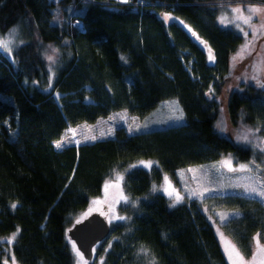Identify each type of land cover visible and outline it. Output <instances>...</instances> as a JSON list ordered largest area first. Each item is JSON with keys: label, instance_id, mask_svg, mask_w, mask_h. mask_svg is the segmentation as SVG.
<instances>
[{"label": "trees", "instance_id": "16d2710c", "mask_svg": "<svg viewBox=\"0 0 264 264\" xmlns=\"http://www.w3.org/2000/svg\"><path fill=\"white\" fill-rule=\"evenodd\" d=\"M129 1L0 0V33L19 26L23 38L12 57L0 48V238L16 234L8 245L20 264H76L68 230L115 173L123 174L128 199L116 212L125 219L109 222L91 264L96 255L102 264H229L207 214L214 209L239 211L221 226L245 257L257 233L264 242V203L234 181L251 174L264 182V152L215 128L230 57L243 42L219 24L218 5L264 2ZM48 43L58 48L52 81ZM170 98L183 109L181 124L137 133L119 127L112 137L61 149L52 143L70 125L118 110L144 117ZM228 114L233 126L264 137V88L240 83ZM227 153L248 167L224 166ZM142 159L156 164L135 165ZM189 165L206 169L216 193L172 203L157 186ZM2 257L3 250L0 264Z\"/></svg>", "mask_w": 264, "mask_h": 264}, {"label": "rangeland", "instance_id": "374dc122", "mask_svg": "<svg viewBox=\"0 0 264 264\" xmlns=\"http://www.w3.org/2000/svg\"><path fill=\"white\" fill-rule=\"evenodd\" d=\"M119 1L130 2L129 0ZM261 1L264 2V0ZM250 7L264 8V3L237 2L218 5L219 24L240 33L243 36V42L230 57L229 74L223 86L222 92L218 97L220 101V110L218 119L215 123V128L221 134L234 141L264 152V137L258 132V129L244 125L235 127L231 124L228 114L229 96L233 90L238 88L240 83L250 82L264 88V28H261V25L264 24V12L260 13L258 18L255 16L253 17L251 26L244 24L242 21L234 20V18L240 13L234 12L233 9L241 8L244 10V15H249L250 13L248 12V8ZM58 8L59 7H57L54 14V21L59 22L61 13ZM162 16L166 19V21L173 19V17L168 13H164ZM221 18L226 19L222 22ZM186 27L189 28L193 37L200 42L201 39H199L198 35H196L190 27ZM245 33H247V35H245ZM20 35L19 26L12 27L4 34L0 33V42H3L0 44V48L10 57L13 56V51L16 45L23 41V38ZM209 49L211 48L207 46L208 59L210 62H213V60L210 59ZM44 54L51 70L49 81H52L57 65L58 48L53 44L48 43L44 46ZM211 54L214 55L212 49ZM49 57H52V59L50 60ZM54 96L58 99L60 93L55 92ZM183 122L184 112L179 101L176 98H170L161 101L155 109L144 117L132 115L126 110H118L111 112L106 117H100L94 122H80L75 125H70L61 133L59 138L54 139L52 143L55 148L61 149L68 145H79L85 142H92L112 137L115 134V130L119 127H123L128 133H137L140 131L166 128ZM244 136H247L248 139H243ZM93 137H95V139H93ZM60 141H63L62 145L57 146ZM142 161L145 163H141ZM221 161L224 166L229 168L239 169L241 168V165H248V162L246 161L236 163L231 153L223 154ZM146 162H151V166H147ZM155 164L156 162L154 160L142 159L135 165L151 168ZM118 176L122 177L123 180L122 173H115L107 179L103 185L101 194L94 198L85 211L77 215V219H82L90 213L97 211L105 215L109 222L117 220L115 217L119 215L116 212V205L119 202L124 201L120 199L121 193L123 196H126L122 188V180H118ZM176 177L177 181H174L168 174H165L162 183L157 186V189L161 190V192L168 196L172 203H179L176 200V193L183 198L180 202H182L185 198L197 197L198 199H203L206 196L216 193L215 188L218 182L206 177V169L204 167L189 165L187 167L180 168L176 171ZM234 181L236 184L243 187L246 195L256 197L264 203V197L258 195L259 191H264V182L261 178L251 174H241L237 176ZM106 184L108 185L107 188L105 187ZM249 189H257V192H251ZM169 192H172L173 195L170 196L168 194ZM238 213L239 211L234 209H214L212 213L207 210L208 217L214 226L221 249L229 264L230 261L227 253L225 252L226 240L231 241L238 249L239 247L234 240L225 233L221 225ZM222 216L225 218L222 219ZM10 237L12 236L0 238V252L3 250L2 258L4 261L7 259V264H13V254L8 245L12 242L9 239ZM260 243L264 244V242L261 241ZM73 244H75V242L71 240V248L74 251L75 263L91 264V259L89 260L85 258L80 250L79 252L82 253L83 259L77 255ZM75 248L78 249L76 244ZM256 251L257 244L254 240L252 255L250 257H245L242 253L241 254L243 255L245 261H251ZM94 252H96V247L94 248ZM102 259V256L100 257L96 255L93 261H95V264H102ZM259 259L260 257L258 256L257 262ZM15 264L20 263L15 259Z\"/></svg>", "mask_w": 264, "mask_h": 264}, {"label": "snow or ice", "instance_id": "6c2138e0", "mask_svg": "<svg viewBox=\"0 0 264 264\" xmlns=\"http://www.w3.org/2000/svg\"><path fill=\"white\" fill-rule=\"evenodd\" d=\"M234 12L236 13H240L239 15H237L234 20H239V21H242L244 24H247V25H250L252 24V20H253V17H259L260 13L264 12V8H258V7H250L248 8V12L250 13L249 15H244L243 12L244 10L241 9V8H236V9H233ZM222 19V22L224 19L226 18H221ZM239 26V25H237ZM261 28H264V24L261 25ZM245 35H247V33H245ZM3 42H0V44H2ZM209 53H210V59L211 60H214L215 57L214 55L211 54V49H209ZM49 59L51 60L52 57H49ZM93 139H95V137H93ZM243 139L247 140L248 137L247 136H244ZM63 141H60L58 142V145L57 146H60L62 145ZM141 163H145V162H141ZM147 163V166H151V162H146ZM242 169L244 168H247L248 165H241L240 166ZM118 180H122V177L118 176L117 177ZM105 187L107 188L108 185L106 184ZM175 191V190H174ZM249 191L251 192H257V189H249ZM170 196L173 195L172 192H169L168 193ZM258 195L261 196V197H264V191H259L258 192ZM120 199L124 200L125 202H127V197L126 196H123V194L121 193V196H120ZM183 198L179 196L178 193H176V200L177 202H180V200H182ZM13 208L16 207L15 204L12 205ZM222 219H224L225 217L222 216L221 217ZM115 219H125V217H122V216H116ZM79 222V221H78ZM223 235V234H221ZM15 236L16 234H13L12 237H10L9 239L11 241H14L15 240ZM255 241H256V244H257V251L256 253L254 254L253 256V259L251 261H245L244 260V257L243 255L241 254V252L239 251V249L236 247L235 244H232L231 241H227L226 240V246H225V252L227 253L228 255V259L230 261V264H264V244H261L260 243V234L257 233L256 236L254 237ZM73 247L74 249L76 250L77 252V255L80 256L81 259H83V255L82 253L79 252V249H76L75 248V244H73ZM260 257L259 261L257 262V257ZM12 260H13V264H15V256L13 255L12 256ZM4 264H7V259L4 261ZM151 264H155V261H152Z\"/></svg>", "mask_w": 264, "mask_h": 264}, {"label": "water", "instance_id": "95a60500", "mask_svg": "<svg viewBox=\"0 0 264 264\" xmlns=\"http://www.w3.org/2000/svg\"><path fill=\"white\" fill-rule=\"evenodd\" d=\"M110 232V223L105 215L94 211L77 221L68 230L69 238L75 242L78 249L87 259H92L94 246Z\"/></svg>", "mask_w": 264, "mask_h": 264}, {"label": "built area", "instance_id": "2783aa9c", "mask_svg": "<svg viewBox=\"0 0 264 264\" xmlns=\"http://www.w3.org/2000/svg\"><path fill=\"white\" fill-rule=\"evenodd\" d=\"M108 1V0H107ZM75 23L80 26V27H83V23L81 20H76Z\"/></svg>", "mask_w": 264, "mask_h": 264}]
</instances>
